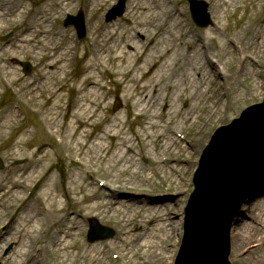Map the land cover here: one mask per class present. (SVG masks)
<instances>
[{
    "label": "bare ground",
    "instance_id": "bare-ground-1",
    "mask_svg": "<svg viewBox=\"0 0 264 264\" xmlns=\"http://www.w3.org/2000/svg\"><path fill=\"white\" fill-rule=\"evenodd\" d=\"M171 1L128 0L124 24L100 25L101 31L92 32L89 48L81 54L72 38L51 25L54 16L71 7L75 0H49L50 3L45 1L35 7L21 0H0V87L4 82L16 85L19 98L37 108L49 132L59 137L57 152L67 151L78 164L71 171L76 173L65 177L63 190L56 188L55 176L50 174L46 187L32 195L31 191L27 194L28 188L44 178L53 163L54 153L48 145L40 143L24 150L34 138L30 129H24L1 157L5 169L14 167L9 177L0 180V198L6 206L18 204L19 210L16 218L10 219L13 226L1 242L0 249L9 240L16 246L8 256L0 251L3 264H107L111 255L124 257L138 245L146 248L142 264H157L165 259L167 243L176 231L171 213L174 209L179 211V207L153 195L127 191V182L121 178L129 174L134 179L150 181L155 171H161L167 158L185 146L176 129L194 120L206 124L221 112V95L229 79L225 44L218 43L214 56L208 44L225 25L196 32L184 23L182 13L172 7ZM105 3L106 0H87L85 6L91 11ZM248 4L252 5V12L240 26V33L248 32L249 40L255 39L259 48L257 55L244 52L242 67L235 72L251 77L256 75L258 65L264 68V12L255 18L264 9V0H214L212 9L218 18L228 19ZM252 17L256 20L251 21ZM99 20L98 17L96 21ZM151 28L162 29L165 42L160 49L147 53L141 39L150 35ZM232 42L243 49L244 40ZM128 46L132 50H127ZM29 55L42 61L38 81L22 79L15 67L16 61ZM77 57L85 58L84 69L73 81L71 88L76 94L64 109L65 84ZM106 73L109 81L104 78ZM110 86L124 100V111L105 116L102 113H107L110 103L104 95L112 93ZM212 86L215 91H211ZM251 91L253 88L247 93ZM234 92L238 93V89L234 88ZM182 98L190 105L180 106ZM162 101L167 104L164 111L158 109ZM198 110L204 113L198 115ZM18 117L12 106L0 113V140ZM61 117L63 123L59 122ZM138 118L141 123L131 133L127 125ZM103 122L106 126L98 131ZM201 144L202 139H197L186 146L197 149ZM136 150H144L151 163L146 167L134 165L135 155L139 154ZM166 168V180L173 179V167ZM93 174L101 177L97 178L98 183H80L81 176ZM117 180L122 182L116 188L106 187ZM262 197L264 193L245 205L244 215L254 220L247 211L254 209L259 213L264 208L259 203ZM173 203L178 204V200ZM89 216L118 219L123 226L120 236L108 243L78 241L82 221ZM135 218L141 233H131L129 220ZM43 220L47 239L44 246L36 247L31 234ZM253 220L246 218L233 227L231 244L233 239L240 246L257 241L256 249L263 257L258 256L254 264H259L264 261V236L257 238L260 228Z\"/></svg>",
    "mask_w": 264,
    "mask_h": 264
},
{
    "label": "rangeland",
    "instance_id": "rangeland-1",
    "mask_svg": "<svg viewBox=\"0 0 264 264\" xmlns=\"http://www.w3.org/2000/svg\"><path fill=\"white\" fill-rule=\"evenodd\" d=\"M49 2V0H21V2L26 3L27 6L35 7L40 5L42 2ZM85 1L87 0H75L74 4L64 10L60 15L54 16L52 19V26L57 31H63L68 37L72 38V40L76 43L79 49V53L83 54L85 48H89V37L93 33H98L101 31V26L103 25H112L119 23L121 25L124 24V14L121 17L116 18L115 20H112L110 22L105 21V14L108 9L112 7L118 0H106V3L101 6L97 7L94 10H88L85 6ZM208 3V12L212 19V24L208 27H198L195 25V23L192 20L191 12L189 9V0H172V7L175 9H179V11L182 13L184 20V23L187 24L192 30L196 32L204 31L207 28H211L214 25H220L223 27L225 25V28L223 27L219 33H216L212 40H209L208 44L212 47L213 51L211 54L212 56L217 55V45L219 42L224 43L227 48V56L225 57V62L227 63L228 67V85L224 88V92H222L221 98H222V110L219 114L211 118L208 123L206 124H200L197 121H193L189 124H184L183 127L180 126L179 130L182 137L184 138V145L179 150L178 153L171 155L168 157V159L165 161L166 163L162 166L161 171H155L154 175L151 177L150 181H140L137 179H134L129 174H125L124 177H122V181L127 182L124 185V188L127 190L133 189L134 192H140L141 195L143 194H158L153 195L155 199L161 200L164 203L169 204H175V207H179V211H175L174 209L171 213V217H173L174 221H176L175 227L176 231L172 236V239L167 243V253L165 259L157 264H173L175 259V254L177 253L178 247L180 245V240L183 233V219H184V211L187 204V200L189 197L190 192L193 190V184H192V178L193 173L197 167L198 157L201 153L202 148L205 146L206 142L208 141L209 137L213 133V130H215L218 126L221 124H226L230 120H232L235 116H238L239 113L243 108L250 104H254L257 102H261L264 97V68L260 65L256 67V75L254 76H248L245 73L237 74L235 70H239L242 67V60L241 56L244 52H248L252 55H257L258 51V45L256 44V40H249V33L248 32H242L240 33V26L243 24V22L246 20L247 16L251 14L252 12V5L248 4L246 6V9L240 8L236 11L235 14H233L231 17L220 19L217 17L216 11L212 9L214 0H205ZM50 3V2H49ZM126 2V8H127ZM78 10H82L83 14L85 16V26L87 34L83 39H79L77 37V32L73 26H64L63 20L66 16V14H76ZM264 12V9L258 14L256 19L261 17L262 13ZM244 13V14H243ZM243 17L241 18V16ZM99 17V22L96 21V19ZM254 17H252L251 21H255ZM95 21V22H94ZM91 23H95V25H92ZM91 24V25H90ZM101 25V26H100ZM91 26V27H90ZM93 26V27H92ZM92 29V30H91ZM162 29L154 30L151 28L149 31V36H147L144 39H141V44H143V49L147 53L152 52L154 49H160L164 46V39L162 34ZM147 31V30H146ZM240 33L241 37L238 38V34ZM204 35V34H203ZM205 36V35H204ZM238 40L243 41V49H239L238 47L234 46L232 41ZM127 50H132V47L128 46L126 48ZM29 62L31 64V72L29 74H25L22 62ZM84 57H77L75 60H73V65L71 68V72L68 76V80L66 81V88L65 92L63 93L64 98V109H67L69 104L72 102V99L75 96V91L71 88L73 81L78 77L80 73L83 72L84 69ZM42 63V61L39 58H35L34 56H27V57H21L18 61L15 63V67L18 68L19 75L22 77V79H31L32 81H38V71L39 66ZM245 64L243 65V67ZM249 68L250 65H249ZM233 73V77H231V74ZM260 74V76H259ZM104 78L107 79V81L110 80V75L106 73L104 75ZM112 88V93L104 95V97L109 100V107L107 108V113L104 111L102 114H116L119 112L124 111V100L121 98L118 92H113L115 87L110 86ZM234 88L238 89V93L234 92ZM250 93H247L248 89H252ZM211 91H215V86L211 87ZM119 95V96H118ZM115 98H119L122 102V105L119 109L113 110V105L115 103ZM43 102V100H41ZM190 105V101H186L184 98L180 101V106L187 107ZM8 106L14 107L16 111L19 113V117L17 120H13L11 124H9L8 129L5 130L1 135L0 140V180H3L5 177H9L10 174H12V169L14 166H9L8 169H5L1 157L8 152L10 147L14 144L13 142L18 138L20 135V132L24 129H30L33 132L34 139L31 141V144H27L25 146L24 150L31 149L33 145L40 144V143H46L49 147V150H51L54 153L53 156V165L49 168L47 175L42 178V180L35 186V188H29L30 191L32 189V195H34L37 192H40L46 187L47 184V177L48 175H54L55 176V184L56 188L61 191L65 187V177H72L73 174L71 171L75 169V167L78 165L76 164L75 160L76 157L70 155L67 151H64L63 153H58V145H59V137L56 135H51L49 133V129L43 122L41 118V113L37 112L33 107L27 105L24 101H22L19 96L16 93V85H12L9 82H4L2 87H0V113ZM167 108V104L163 103V101L160 103L159 110L164 111ZM203 110H198L197 114L201 115L203 114ZM105 115V116H106ZM64 118H60L59 122H64ZM199 121L203 122L201 118H199ZM141 123V119H132V122L128 123V128L131 133H135L137 129V125ZM106 124L103 122L99 124L97 130H102ZM64 131V129H63ZM202 139V144L200 147L196 149V147H190L186 146V144H192L195 140ZM140 155H135L136 163L134 165H139L140 167H146L151 163V160L149 157L144 155V150L138 151ZM56 152V153H55ZM163 158V157H162ZM48 165V163H46ZM172 166L173 167V179L169 178L166 180L164 174L169 169L166 168V166ZM91 177V179L89 178ZM97 178H101L98 175H91L85 177L84 175L81 176L80 183H92L93 181L95 183H98L99 180ZM122 181H118L117 183L107 184V188H110V185L113 188H116L119 183ZM32 186V185H31ZM173 187V188H172ZM123 188V189H124ZM175 188V190H174ZM2 187L0 186V191ZM28 191V192H29ZM152 193V194H150ZM28 194V193H27ZM261 198V197H260ZM170 199V201H169ZM178 200V204L173 203L174 201ZM166 201V202H165ZM173 201V202H172ZM260 205L264 206V197H262V201L259 202ZM18 204H13L6 206L5 200L0 198V246L3 245L2 240L4 237H6L7 233L10 231V229L13 226V221L10 222L11 218H16V215H18ZM246 212V210H245ZM248 213H251L252 217H254V220L249 217L246 213L243 216H240L241 218L238 220V224L242 220H253L254 223L257 224V226L260 228V232L257 234V238H262L264 236V208L258 211H255L254 209L247 211ZM90 217H95L99 220V222L103 225L110 226L114 229L115 235L106 240H100L94 243L98 242H110L113 241L116 237L120 236V233L123 229V226H120V224L117 222L118 219H111V220H103L100 219L97 216H89L87 218L83 219V229L78 234L76 239L80 242L86 243V244H93L87 240V230H88V220ZM10 222V223H9ZM139 221L135 218L133 220H129L131 233H141L142 228L140 227ZM238 224H234V226H238ZM233 226V227H234ZM178 228V230H177ZM251 234V233H250ZM47 227L45 225V220L41 221L40 224H37L35 228V232L31 234V239L33 241V244L38 247L44 246L45 241L47 239ZM248 235V234H244ZM238 240V239H237ZM238 242V241H237ZM11 246V250H9L6 253V250L8 247ZM15 243L13 240H9L3 247L0 249L1 254L3 256L10 255L14 249H15ZM257 247V241H251L245 245L240 246L239 244L234 243L233 239V245L231 249V255L230 260L232 264H250L252 262L253 264L257 262V258L263 257L262 253H258L259 249H256ZM134 251H131L124 257H118L114 258L112 255L109 257V260L107 264H142V254L144 250L146 249L142 245L134 246ZM139 250L136 252V250ZM117 252V251H115ZM116 254V253H115ZM0 264H3V262L0 259ZM47 264H52V262H48ZM259 264H264V261L262 263L259 262Z\"/></svg>",
    "mask_w": 264,
    "mask_h": 264
},
{
    "label": "water",
    "instance_id": "water-1",
    "mask_svg": "<svg viewBox=\"0 0 264 264\" xmlns=\"http://www.w3.org/2000/svg\"><path fill=\"white\" fill-rule=\"evenodd\" d=\"M113 17L114 13L108 19ZM202 19L208 23L207 15ZM77 25L83 26L82 16ZM263 107L245 110L240 119L222 128L206 149L195 177L196 190L176 264H229L232 220L264 183V119L256 118ZM112 234L91 221L90 240Z\"/></svg>",
    "mask_w": 264,
    "mask_h": 264
}]
</instances>
